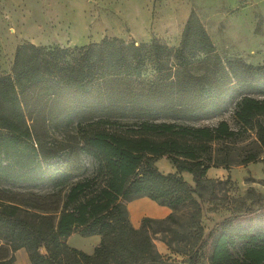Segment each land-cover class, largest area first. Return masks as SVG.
Returning <instances> with one entry per match:
<instances>
[{
    "label": "trees",
    "instance_id": "16d2710c",
    "mask_svg": "<svg viewBox=\"0 0 264 264\" xmlns=\"http://www.w3.org/2000/svg\"><path fill=\"white\" fill-rule=\"evenodd\" d=\"M202 38L199 63L172 61L174 49L164 43L120 37L73 48L17 47L12 72L0 75V179L51 184L53 191L0 188V264H17L20 248L32 264H161L156 239L175 252L201 241L190 249L194 264L198 255L210 264H264V206L225 218L204 238L195 197L211 167L233 164L230 151L216 154V143L227 147L243 140L241 129L250 131L254 140L241 147L238 163L261 158L264 97L246 94L237 103L239 131L225 120L215 127L125 121L164 112L210 115L234 92L264 95V63L223 58L206 32ZM60 126L74 132L62 139L44 133ZM84 155L97 167L73 181L85 169ZM164 155L176 172L155 164ZM182 171L193 174L196 187ZM142 196L173 211L145 216L136 227L128 202ZM186 206L193 208L188 224L175 213ZM75 232L101 236L93 253L69 244ZM239 241L246 244L241 256L234 251Z\"/></svg>",
    "mask_w": 264,
    "mask_h": 264
},
{
    "label": "rangeland",
    "instance_id": "374dc122",
    "mask_svg": "<svg viewBox=\"0 0 264 264\" xmlns=\"http://www.w3.org/2000/svg\"><path fill=\"white\" fill-rule=\"evenodd\" d=\"M186 29L188 32L185 35ZM204 32L223 58L241 57L256 65L263 64L264 0H0V75L12 72L15 52L21 43L73 48L99 42L105 37H120L136 44L164 43L174 49L172 61L199 63L205 57L202 52L205 48L202 38ZM246 94L264 97L256 92L240 90L227 98L223 109L210 115L184 116L164 112L131 117L125 121H165L215 127L225 120L231 128L239 131L241 126L235 116V109ZM44 130L39 129L40 132ZM240 131L243 140L229 142L227 147L223 142L214 145V148H219L216 151L218 155L230 151L233 164L211 167L201 187H196L191 172H181L188 183L196 187L195 197L200 203L197 219L204 229V238L225 218L264 206V153L257 161L239 164L241 147L255 137L250 131ZM73 132L71 127L65 126L50 127L47 132L44 131L47 136L58 139ZM84 162L85 169L73 181L93 175L97 167L94 158L84 155ZM155 164L165 173L177 171L168 155L159 157ZM0 188L7 190L6 193L53 191L51 184L8 182L2 179ZM150 201L151 207L147 210L151 217L164 218L168 215L157 214L163 206ZM192 212V206H186L175 213L182 222L188 224ZM184 229L187 230L186 227ZM194 235L191 236L193 242L196 241ZM94 239L76 233L69 243L90 250ZM155 242L163 254L161 264H194L191 262L193 256L190 249L195 245H187V250L182 252L171 249L162 252V241L156 239ZM200 243L197 242L196 247ZM245 245L244 241L238 242L234 248L237 256L242 255ZM14 256L18 264L27 261L25 254L15 253ZM197 262L210 264L201 255H198Z\"/></svg>",
    "mask_w": 264,
    "mask_h": 264
},
{
    "label": "crops",
    "instance_id": "0c3cea01",
    "mask_svg": "<svg viewBox=\"0 0 264 264\" xmlns=\"http://www.w3.org/2000/svg\"><path fill=\"white\" fill-rule=\"evenodd\" d=\"M150 203H151L150 198L147 197V196H142V197L136 198V199L128 202V208H129V212H130V217H131V221H132L134 226L139 227L141 225L142 219L145 216H150L149 215L150 213H148V210H147L148 207H151V206H149V205H151ZM171 211H172V209L170 207L163 206V207L160 208L159 213H157V214H161V215L164 214V213L170 214ZM76 233H78V232L73 233L68 238V242L70 241L71 237L74 234H76ZM78 234H80V233H78ZM85 237H94L95 238L94 239V244H92V248L90 250L89 249H84V248H79V247H77V248H79L81 250H84L85 252H88V253H93L94 248L96 247V245L101 240V236L99 234H94V235L85 236ZM74 247H76V246H74ZM160 247H161V251L162 252H163V250L164 251H168V249H169L168 245L165 242H163V241L161 242ZM15 253L16 254H18V253L25 254V256L27 258V261L25 262V264H32L31 261H30L29 254H28L26 248H20V249L16 250Z\"/></svg>",
    "mask_w": 264,
    "mask_h": 264
}]
</instances>
